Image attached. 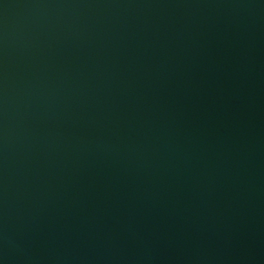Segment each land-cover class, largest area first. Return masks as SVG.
Listing matches in <instances>:
<instances>
[{
  "label": "water",
  "instance_id": "obj_1",
  "mask_svg": "<svg viewBox=\"0 0 264 264\" xmlns=\"http://www.w3.org/2000/svg\"><path fill=\"white\" fill-rule=\"evenodd\" d=\"M0 264H264V0H0Z\"/></svg>",
  "mask_w": 264,
  "mask_h": 264
}]
</instances>
